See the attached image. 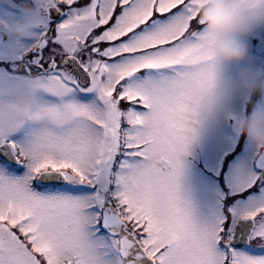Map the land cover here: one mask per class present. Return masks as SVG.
Returning <instances> with one entry per match:
<instances>
[{
	"label": "snow or ice",
	"instance_id": "snow-or-ice-1",
	"mask_svg": "<svg viewBox=\"0 0 264 264\" xmlns=\"http://www.w3.org/2000/svg\"><path fill=\"white\" fill-rule=\"evenodd\" d=\"M239 7L225 65L192 0H0V264H264V0Z\"/></svg>",
	"mask_w": 264,
	"mask_h": 264
},
{
	"label": "clouds",
	"instance_id": "clouds-1",
	"mask_svg": "<svg viewBox=\"0 0 264 264\" xmlns=\"http://www.w3.org/2000/svg\"><path fill=\"white\" fill-rule=\"evenodd\" d=\"M192 4L212 38L211 54L225 65L244 63L248 53L240 39L245 31L240 0H192ZM247 118L264 130V97H258L248 109Z\"/></svg>",
	"mask_w": 264,
	"mask_h": 264
}]
</instances>
